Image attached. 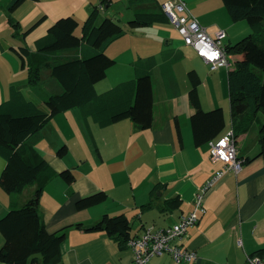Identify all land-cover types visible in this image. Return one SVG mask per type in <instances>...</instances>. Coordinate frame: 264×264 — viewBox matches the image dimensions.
<instances>
[{
  "label": "crops",
  "instance_id": "1",
  "mask_svg": "<svg viewBox=\"0 0 264 264\" xmlns=\"http://www.w3.org/2000/svg\"><path fill=\"white\" fill-rule=\"evenodd\" d=\"M11 1L0 0V103L9 98L11 87L15 86L41 108L45 109L44 105L47 108L45 110H48L43 98L49 91L58 88L51 71L43 72V81L38 86H29L27 70L14 48L27 44L31 50H36V40L47 33L54 21L73 15L78 22L83 23L97 2L27 0L11 11L7 7ZM166 1L171 0H153L131 7L133 11L138 8L159 11L163 10L162 4ZM184 1L209 34L214 36L221 29L227 31L223 40L225 46L236 43L250 32L249 24L247 26L241 22L243 20L232 19L223 0ZM43 15H46L43 22L23 39L22 30ZM11 19L19 21L20 26H15ZM160 27L158 25L159 29ZM18 29L21 33L15 35ZM108 48L106 51L113 58ZM85 51H89L87 45L66 54ZM231 54L233 55H228L232 67L242 60L243 54ZM177 55L179 56L176 54L170 60H177ZM152 56L155 57L156 64L152 68L154 106L150 128L140 129L130 119L101 127L89 118L86 126L81 111L72 108L55 115L41 129V136L35 146L57 175L45 184L39 210L50 232L64 230L66 234L60 246L63 259L57 264H132L134 252L128 245L121 248L104 231H86L77 224L92 225L104 214L115 216L124 213L130 219L133 235L142 233L150 225H174L180 216L193 209L197 194L205 187L209 178L224 167V162L211 159L212 140L203 146H197L193 142L190 116L194 108L189 101V81L184 78L182 85L176 76L175 66L173 76L168 70L172 65L168 64L162 80L164 87L157 91L154 73L160 65L157 56ZM197 57L200 61L203 60ZM231 67H225L227 72H223L227 79L228 71L235 66ZM134 69L133 77L136 76ZM193 69L200 76L203 74L202 67L194 66ZM105 80L106 78L96 83L98 92L111 86ZM202 80L198 92L203 109L219 106L220 100L215 97L213 105L206 107L201 91L202 87L221 84L222 80L217 76ZM42 82L46 85L43 86ZM222 108L226 119V127L222 133L224 135L233 128L230 105L228 110ZM261 113L259 121L236 139L239 157L253 159L244 163L239 173H226L205 193L203 204L206 212L181 241L184 246L197 252V259L177 263L170 253H165L151 258L147 264H246L247 256L264 246V156L258 155L260 126L264 122V114ZM88 128L99 147V158H96L89 146L91 138ZM248 139L252 141L251 144ZM5 166L6 160L0 155V177ZM65 169H71L75 174L76 178L71 184L58 175ZM38 185L37 182L31 183L17 193H7L0 187V219L8 214L11 207L23 205L32 198ZM100 190L107 193V201L78 209L79 199ZM176 196H180L183 201L181 207L165 210L166 200ZM148 203H152L151 207L143 206ZM4 242L5 238L0 230V248ZM0 264L8 263L0 261Z\"/></svg>",
  "mask_w": 264,
  "mask_h": 264
},
{
  "label": "trees",
  "instance_id": "2",
  "mask_svg": "<svg viewBox=\"0 0 264 264\" xmlns=\"http://www.w3.org/2000/svg\"><path fill=\"white\" fill-rule=\"evenodd\" d=\"M27 0H12L8 9L16 10ZM115 0H101L95 5L83 23L73 16H63L54 21L47 33L36 40V50L27 44L14 48L27 70V84L38 86L43 81V72L50 70L57 82V90L44 96L48 110L41 108L36 101L29 99L19 87H11L8 99L0 103V155L6 166L0 177V187L7 193L21 192L31 183H39L32 198L20 206L10 208L8 214L0 219V230L5 242L0 248V261L8 264H57L63 259L62 247L66 238L64 230L50 232L39 205L44 186L57 173L50 167L46 158L36 148L41 129L55 115L77 108L81 111L83 122L88 125L89 118L101 127L130 119L140 129H148L153 123L154 92L152 71L155 57L150 56L135 64L136 76L121 82L115 87L99 93L96 83L107 77L116 60L107 53L108 45L126 34L127 30L112 16H106L98 23L103 8ZM153 0H129L131 5ZM234 21L246 20L253 34L243 37L234 44L225 46L226 51L243 54L242 60L228 71L232 128L235 140L250 130L259 121V113L264 114V0H223ZM103 7L100 9V7ZM46 15L22 30L25 39ZM164 10L150 11L142 8L134 10L130 19V31L154 23H169ZM12 20V19H11ZM15 26L19 21L12 20ZM16 22V23H15ZM81 26V33L77 29ZM21 33L18 29L15 35ZM87 45L89 51L66 54L71 50L82 49ZM191 84L190 105L194 112L190 116L194 141L197 146L208 144L220 138L226 127L225 112L222 107L204 110L199 86L203 80L197 70L188 72ZM259 156H264V122L260 126ZM89 137L94 136L88 128ZM63 151V150H61ZM244 159V158H243ZM251 157L244 159L246 164ZM68 184L75 180L71 169L59 174ZM104 190L86 195L77 201L78 209H86L107 201ZM183 203L180 196L166 200L165 210H175ZM152 203L143 205L151 207ZM86 231H104L121 248L127 247L132 234L130 219L124 213L111 216L104 214L92 225L84 226ZM251 255L264 259V246Z\"/></svg>",
  "mask_w": 264,
  "mask_h": 264
},
{
  "label": "built area",
  "instance_id": "3",
  "mask_svg": "<svg viewBox=\"0 0 264 264\" xmlns=\"http://www.w3.org/2000/svg\"><path fill=\"white\" fill-rule=\"evenodd\" d=\"M167 18L174 24L183 36L185 43L191 45L196 55L209 64L211 71H216L225 66L231 67V59L226 51L224 38L227 36L225 29L219 30L216 35H211L201 22L194 17L184 0H171L162 4ZM237 142L234 130H229L220 138L211 141V159L224 162V167L209 178L205 187L200 190L194 201L193 209L180 216L181 218L165 227L150 225L142 233L131 237L126 243L134 252L132 264H147L148 261L165 253H170L175 262L196 260L198 255L195 250L182 244L183 238L190 228L196 226L206 208L204 203L205 193L213 188L228 172L239 173L243 169L244 159L238 155ZM246 264H264V259L258 255L247 256Z\"/></svg>",
  "mask_w": 264,
  "mask_h": 264
},
{
  "label": "rangeland",
  "instance_id": "4",
  "mask_svg": "<svg viewBox=\"0 0 264 264\" xmlns=\"http://www.w3.org/2000/svg\"><path fill=\"white\" fill-rule=\"evenodd\" d=\"M96 2V5H100L101 0H96ZM131 6L133 5H131L128 0H115L111 6L106 8L108 9L107 12H105V8L102 6L100 7V9H103L101 10V14L97 20L98 23H100L106 16H113L115 21H118L124 27V29L127 30L126 34L114 40L112 44L109 45L110 47L108 48V52L112 54L113 58L116 60V63L109 70H107L105 83L109 82L111 83V86L102 91L105 92L120 84L121 82L133 79V69L135 68L134 65L138 64L141 60H145L146 58L154 55L157 56L160 66L165 63L163 67L158 66L154 73V85L157 91L164 87L162 80L164 78V74L167 72L166 65H172L168 69L172 75L174 74L175 68L176 76L181 80V82L184 78H186V80L189 79L188 72L192 70L194 66H200L203 69V74L201 76L204 78V80L205 77L213 76H217L218 79L222 80L221 84H209V86L202 87L203 91H201V95L205 106L210 107L213 105L212 102L216 97L218 101L220 100V102H218L219 106L217 107H224L228 110L230 105V93L228 91L229 86L227 76H225V73H223L227 72V68L224 67L218 71H211L207 63H205L202 59V61L198 59L196 52V56L194 55L195 50L193 47L185 43V40L178 31V28L171 22L168 24L154 23L151 25L142 26L141 28L138 27L133 31H130L129 21L130 19L134 18V11L132 10ZM16 15H18V11L16 12ZM241 22H244V24H247V26L249 24L246 20ZM158 25L161 26V29L158 28ZM80 30L81 26L79 29H77L78 34L81 32ZM249 30L250 32L245 34V36L254 33L251 28ZM176 54H179V56L177 55V60L171 61L170 59ZM234 55L236 54H231V56ZM133 62L135 63L133 64ZM232 67L234 66L232 65ZM223 76H225V78ZM188 81L189 85H191L190 80ZM45 85L46 84L43 86ZM102 91L99 93H103ZM43 107L47 109L46 106L43 105ZM211 109L214 108L204 110L208 111ZM248 140L249 144H251L252 141L250 139ZM89 146L92 148L96 158H99V147L96 146L95 139H90Z\"/></svg>",
  "mask_w": 264,
  "mask_h": 264
}]
</instances>
